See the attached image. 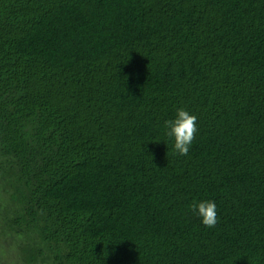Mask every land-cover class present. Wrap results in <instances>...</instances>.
<instances>
[{
    "label": "trees",
    "instance_id": "obj_1",
    "mask_svg": "<svg viewBox=\"0 0 264 264\" xmlns=\"http://www.w3.org/2000/svg\"><path fill=\"white\" fill-rule=\"evenodd\" d=\"M0 264H264V0H0Z\"/></svg>",
    "mask_w": 264,
    "mask_h": 264
},
{
    "label": "clouds",
    "instance_id": "obj_2",
    "mask_svg": "<svg viewBox=\"0 0 264 264\" xmlns=\"http://www.w3.org/2000/svg\"><path fill=\"white\" fill-rule=\"evenodd\" d=\"M166 135L174 138V150L182 156H186L197 133V117L181 108L177 110L176 118L165 122ZM191 210L201 218L204 226L212 228L216 225L217 211L214 201L203 200L193 202Z\"/></svg>",
    "mask_w": 264,
    "mask_h": 264
}]
</instances>
